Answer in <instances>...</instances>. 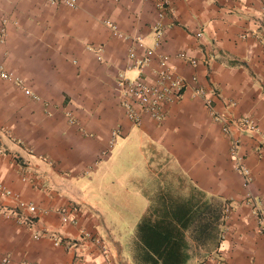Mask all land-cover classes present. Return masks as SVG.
Instances as JSON below:
<instances>
[{
  "label": "crops",
  "instance_id": "obj_1",
  "mask_svg": "<svg viewBox=\"0 0 264 264\" xmlns=\"http://www.w3.org/2000/svg\"><path fill=\"white\" fill-rule=\"evenodd\" d=\"M107 21L142 38L139 56L161 42L158 53L170 56L189 82L162 124L128 119L118 76L139 72L129 68L131 43L115 36ZM2 29L0 62L37 98L0 78V183L20 196L0 190V210L24 211L19 202H32L39 215L30 227L0 216V264L4 258L8 264H135L134 236L126 262L114 243L103 240L107 258L93 243L79 241L81 229L100 238L101 223L107 230L92 201L100 170L138 190L144 215L163 201L162 192L174 190L171 179L179 184L182 195L174 194L180 202L227 204L220 246L201 249L190 241L188 264H264L256 207L264 209V0H83L77 9L0 0ZM180 52L198 64L178 58ZM193 75L210 91L217 112L232 121L250 115L258 125V133L234 134L251 173L248 185L223 123L194 94ZM116 129L121 133L114 137ZM127 162L134 163L130 169ZM67 206L76 211L77 224L62 222L58 210ZM52 235L77 245L56 246Z\"/></svg>",
  "mask_w": 264,
  "mask_h": 264
},
{
  "label": "built area",
  "instance_id": "obj_2",
  "mask_svg": "<svg viewBox=\"0 0 264 264\" xmlns=\"http://www.w3.org/2000/svg\"><path fill=\"white\" fill-rule=\"evenodd\" d=\"M82 1L83 0H46L48 5L64 6L70 9L79 8ZM165 8V4L160 5L161 16H163ZM106 23L115 36L121 37L131 43V48L129 50V68L136 69L139 72L138 76L134 79H130L125 74H120L118 76L119 97L128 119L135 125H141L145 118H149L157 124H162L168 117L170 107L177 103L188 89L190 85L189 82L184 77L180 76L176 69L170 65V56L158 53L161 42H158L156 47L145 48L144 55L139 56L137 46L143 47L142 38L140 36L132 37L125 35L115 23L111 21H107ZM155 29L159 33V28L155 27ZM5 34V29H2L0 41H3ZM199 36H202V33H199ZM176 56L189 62L191 65L196 66L198 64L197 60L189 58L184 52H180ZM0 78L13 81L15 84L22 86L28 96L37 98L33 91L27 86H24V80L14 75L12 72L7 71L1 62ZM192 85L195 91L194 94L204 97L212 117L216 121L223 123V133L230 137V152L233 159L236 161V169L245 176L247 179L246 184L248 185L250 183L251 173L244 164V159L239 153L240 141L234 134L237 129H243L250 133H258V125L250 115H244L237 121H232L225 114L217 112L212 105L213 99L210 91L200 86L196 75L192 77ZM71 123H74V121L72 120ZM120 133V129H116L113 132V136L115 137ZM0 190L6 196L13 197L17 200L20 198L17 193L2 183H0ZM19 205L24 211L0 210V216L5 219H13L21 226H32L39 215V207L32 202L20 201ZM256 207L259 215L260 230L262 234H264V209L258 206ZM74 212L76 211L68 206L58 210L63 223L77 224L78 217L76 216L77 213ZM229 212L230 208L226 207V213L228 215ZM40 213H42V211ZM45 235H49V233L47 232ZM51 239L54 245L64 246L66 249H72L77 245L75 242L61 239L53 235ZM79 241L93 243L107 258H109V250L104 244L103 239L88 230L81 229ZM78 259L81 260V257H78ZM109 262L112 264V261ZM8 263L9 259L4 258L1 264Z\"/></svg>",
  "mask_w": 264,
  "mask_h": 264
},
{
  "label": "trees",
  "instance_id": "obj_3",
  "mask_svg": "<svg viewBox=\"0 0 264 264\" xmlns=\"http://www.w3.org/2000/svg\"><path fill=\"white\" fill-rule=\"evenodd\" d=\"M162 194L163 201L154 202L142 217L131 242L135 264H188L192 256L190 241L201 249L220 246L228 218L227 204L197 205L192 199L180 202L169 191Z\"/></svg>",
  "mask_w": 264,
  "mask_h": 264
},
{
  "label": "rangeland",
  "instance_id": "obj_4",
  "mask_svg": "<svg viewBox=\"0 0 264 264\" xmlns=\"http://www.w3.org/2000/svg\"><path fill=\"white\" fill-rule=\"evenodd\" d=\"M138 76V75H137ZM137 76H130V79H134ZM123 163L124 160H121ZM132 162H127L128 169L131 168ZM117 165V164H116ZM130 166V167H129ZM114 167L115 166L114 164ZM134 167H132L133 169ZM140 169V167H139ZM136 170V167H135ZM115 171L119 174L118 167ZM105 170H100V175L94 181L92 193V201L97 203L96 207L100 210L107 230H105L101 223V235L104 241L114 243L120 249L123 257L126 261L131 260L128 245L130 244L131 237L135 236L138 225L141 222L147 206L144 200L138 196V190L133 186H128L124 180L113 181L111 176L106 173ZM141 172V171H140ZM144 178L141 173H137ZM131 175H128V179ZM121 184L122 186H119ZM185 184V183H182ZM172 185V186H171ZM178 183L171 179L170 186L174 189L172 193L182 195L179 190H176ZM168 186V184H167ZM182 192V191H181ZM194 250V249H193Z\"/></svg>",
  "mask_w": 264,
  "mask_h": 264
}]
</instances>
